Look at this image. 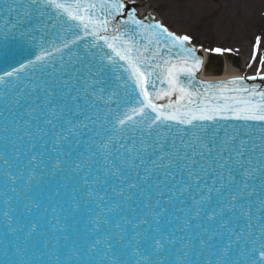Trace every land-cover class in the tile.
<instances>
[{"label": "snow or ice", "instance_id": "1", "mask_svg": "<svg viewBox=\"0 0 264 264\" xmlns=\"http://www.w3.org/2000/svg\"><path fill=\"white\" fill-rule=\"evenodd\" d=\"M190 42L0 0V264H264V90L197 80Z\"/></svg>", "mask_w": 264, "mask_h": 264}, {"label": "rangeland", "instance_id": "2", "mask_svg": "<svg viewBox=\"0 0 264 264\" xmlns=\"http://www.w3.org/2000/svg\"><path fill=\"white\" fill-rule=\"evenodd\" d=\"M146 1L173 32L202 48L230 49L222 53L236 75L264 73V0Z\"/></svg>", "mask_w": 264, "mask_h": 264}, {"label": "water", "instance_id": "3", "mask_svg": "<svg viewBox=\"0 0 264 264\" xmlns=\"http://www.w3.org/2000/svg\"><path fill=\"white\" fill-rule=\"evenodd\" d=\"M126 3H128L129 5V9H131L132 7H135L136 9V14H137V9L138 7H141L143 4L145 5V3L143 4H139V3H132L128 0H126ZM137 17H138V14H137ZM141 17V16H140ZM138 17V18H140ZM142 20H145V22H159L157 21L156 19V16L153 12H147L142 18H140ZM187 47H194L196 49V55H198L200 57V59L202 60V64L199 68V70L197 71L196 73V79L199 80V81H203L204 83H219V82H222V81H228V80H231V79H228L229 77H224V79H227V80H222V81H218V82H211V81H217V80H209V78L207 77V79H203L201 77V72H202V69H203V63H204V55L207 56V52H202L200 49H197L195 46H193L191 43L187 44L186 45ZM219 59V62L218 63H215V59ZM211 66L213 67H216V73H221L222 72V67H223V60L220 58L219 56V53H214L212 55H210L209 57V62L208 64L206 65V68H210ZM205 68V69H206ZM204 69V70H205ZM209 80V81H207ZM245 83L246 85L248 86H251V85H258L260 87L261 90H264V80H261V79H256V80H248V79H245Z\"/></svg>", "mask_w": 264, "mask_h": 264}, {"label": "bare ground", "instance_id": "4", "mask_svg": "<svg viewBox=\"0 0 264 264\" xmlns=\"http://www.w3.org/2000/svg\"><path fill=\"white\" fill-rule=\"evenodd\" d=\"M147 8L146 7H138L137 14L138 17L142 16L144 12H146ZM212 70L210 68H206L205 70L202 71V76L209 80H222L224 77H229V78H235L238 77L239 75H236L234 73V69L229 65L225 64L223 67V71L221 74H216L215 72H211Z\"/></svg>", "mask_w": 264, "mask_h": 264}]
</instances>
